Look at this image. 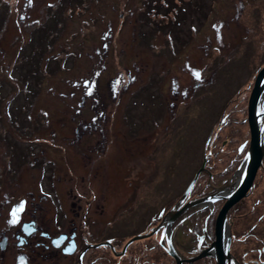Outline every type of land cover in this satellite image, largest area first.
I'll return each mask as SVG.
<instances>
[{"label": "rangeland", "instance_id": "rangeland-1", "mask_svg": "<svg viewBox=\"0 0 264 264\" xmlns=\"http://www.w3.org/2000/svg\"><path fill=\"white\" fill-rule=\"evenodd\" d=\"M155 1L0 0V209L7 197L37 192L38 181L84 190L86 171L97 169L98 182L107 162L102 204H116L117 181L139 183V208L123 220L136 211L127 226L141 233L145 208L157 216L201 165L192 197L235 186L248 148L247 100L264 65V0ZM213 202L203 210L216 212L203 215L202 247L214 239L223 200ZM225 230L235 264H261L253 258L264 245V159ZM185 231L175 244L196 248Z\"/></svg>", "mask_w": 264, "mask_h": 264}, {"label": "flooded vegetation", "instance_id": "flooded-vegetation-1", "mask_svg": "<svg viewBox=\"0 0 264 264\" xmlns=\"http://www.w3.org/2000/svg\"><path fill=\"white\" fill-rule=\"evenodd\" d=\"M259 111L263 113L259 118V123H263L264 143V106L259 104ZM98 119L100 125V116ZM92 120L95 122L97 118L94 116ZM248 143L249 139H247V146ZM245 144L243 143L241 148ZM113 164L117 167L118 175L122 170L123 175L127 173L122 167H119L120 164H124L121 161L116 160ZM107 165L108 163L105 162L102 168L104 171L106 167V170L100 172L99 181L95 183L91 182V172L94 171L98 174L99 171L91 168L86 171L85 177H83L85 180L84 190L79 187L77 182L60 183L59 181L56 184L54 182L51 187H45L47 186L45 181H38L37 192L30 191V196L23 194L19 197H7L3 208L0 209V264H216L215 257L211 254L194 259L205 250L214 253V249H205L210 245L202 246L204 243L203 232H206L204 231V217L212 219L215 208L210 209L208 215L203 213L206 205L192 210L202 203L203 200H201L186 207L179 215L173 217V214L188 202L202 199L208 195L213 198L211 201H214L213 203L220 200L224 202L223 198H218L221 195L217 193L191 196L203 170L199 171L201 166L196 171V174L199 172L197 175L195 174V181L185 195L184 192L189 185L183 189L175 202L169 201L166 206H163L157 216L149 210L150 206L145 208L143 211L145 227L140 229V233L129 229L130 226L127 225L135 223V216H138L136 211L139 208V195L142 194L139 190L142 191L143 188H140L136 181L130 183L117 181L115 183L118 191L116 204L112 208L106 209L103 206V201L106 200V189L108 188ZM133 169L134 167L129 171ZM48 176L49 174L46 178ZM128 185L130 187L127 188ZM122 187H124V191L121 190ZM69 194L71 195L70 199L68 198ZM134 208H136L135 216L131 214L128 218L129 221L125 222L123 216L131 210L133 212ZM218 210L219 208L217 212ZM166 213L167 217H165ZM110 214L115 215L117 232L110 231L109 234ZM188 220L194 222L195 226L184 225ZM181 228L194 235L196 248L193 244L191 249L184 247L186 241L183 239L181 245L175 244L174 238ZM123 229H129L131 234L124 237ZM185 232L184 234H186ZM92 235L95 240H91ZM136 235L144 236L128 242ZM113 236L118 239L117 246L114 244L115 238L111 239ZM183 236L186 238V235ZM243 238L247 239L246 233ZM228 250L233 256L231 249ZM254 250L256 257L253 258V262L264 264V245L261 244ZM171 253L176 254L180 261L178 262ZM233 257L235 258V256ZM192 258L193 260H190Z\"/></svg>", "mask_w": 264, "mask_h": 264}, {"label": "water", "instance_id": "water-1", "mask_svg": "<svg viewBox=\"0 0 264 264\" xmlns=\"http://www.w3.org/2000/svg\"><path fill=\"white\" fill-rule=\"evenodd\" d=\"M263 91H264V65L261 66L255 74L253 85L251 87L247 100V123L249 129V143H248V149L246 150L245 158L247 160L245 159L246 164L243 170L242 178L234 186V188L232 189L229 195L218 196V198H223L224 202L222 203L215 217L214 239L211 242L210 246L205 248V249H214V253H211L209 250H205L200 252L196 257H194V259L201 257L203 255L211 254L214 255L216 264H225L226 261L231 257L230 252L228 250L230 243V235H227V237L223 239V232L225 230V225H226L227 211L229 210V208L235 205L240 199H242L247 194L249 189H251L255 174L261 165V161L264 155V143L262 137L263 123L262 124L259 123V118L263 114L262 112L259 111V104ZM201 169H203V165H201L199 171ZM196 175L191 180L189 186L184 192V195L189 191L191 185L195 181ZM209 196L211 197V195H208L205 196L204 198ZM204 198L188 202L182 208L176 211L173 214V217L179 215L186 207L196 204L201 200H204ZM143 236L144 235H136L131 239H129L128 242L137 238H141ZM171 254L175 257V259L178 262L180 261L179 257L176 254L174 253ZM190 260H193V258Z\"/></svg>", "mask_w": 264, "mask_h": 264}, {"label": "bare ground", "instance_id": "bare-ground-1", "mask_svg": "<svg viewBox=\"0 0 264 264\" xmlns=\"http://www.w3.org/2000/svg\"><path fill=\"white\" fill-rule=\"evenodd\" d=\"M263 95H264V91H263L261 97H263ZM246 160H247V159H246ZM246 160H245L244 164L242 165V167H241V169H240V171H239V173H238V176H237L236 181H235V185H236V184L239 182V180L242 178L243 170H244V167H245V164H246ZM232 189H233V188H230V189H223L222 191H220V195H224V196H225V195H229V194L231 193ZM212 200H213V198H211L210 196H209V197H206V198L202 201V203H201L200 205L208 204V203H210ZM226 231H227V230H225V231L223 232V239H225V238L227 237ZM227 264H235V263H234L233 260L229 259V260L227 261Z\"/></svg>", "mask_w": 264, "mask_h": 264}, {"label": "trees", "instance_id": "trees-1", "mask_svg": "<svg viewBox=\"0 0 264 264\" xmlns=\"http://www.w3.org/2000/svg\"><path fill=\"white\" fill-rule=\"evenodd\" d=\"M155 3H156V1L154 0V4H155ZM161 4H162L163 6H166V8L172 5V3H171L170 0H164V1H162ZM173 4L175 5L176 3H173ZM177 11H178V10H177ZM0 13H4L3 9L0 11ZM2 19H3V21H2L1 24L4 23V17H3ZM1 28H2V25H0V29H1ZM227 117H228V114H227V113L223 114V116L221 117V122L226 123L225 121H226V118H227ZM226 124H227V123H226ZM244 147H245V146H243L242 148H241V146H240V147H237V148H236V151L239 152V154H241V153L245 150ZM263 159H264V158H263Z\"/></svg>", "mask_w": 264, "mask_h": 264}]
</instances>
